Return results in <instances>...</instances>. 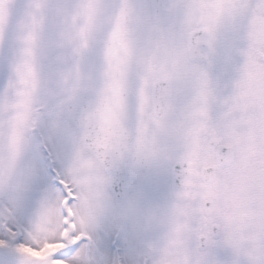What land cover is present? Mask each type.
<instances>
[{
  "label": "snow or ice",
  "instance_id": "6c2138e0",
  "mask_svg": "<svg viewBox=\"0 0 264 264\" xmlns=\"http://www.w3.org/2000/svg\"><path fill=\"white\" fill-rule=\"evenodd\" d=\"M0 264H264V0H0Z\"/></svg>",
  "mask_w": 264,
  "mask_h": 264
}]
</instances>
